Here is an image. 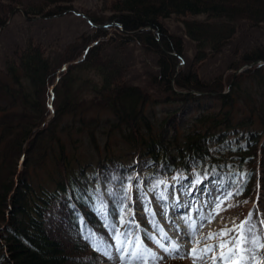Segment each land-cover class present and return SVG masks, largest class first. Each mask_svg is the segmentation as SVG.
Listing matches in <instances>:
<instances>
[{
	"label": "trees",
	"instance_id": "trees-1",
	"mask_svg": "<svg viewBox=\"0 0 264 264\" xmlns=\"http://www.w3.org/2000/svg\"><path fill=\"white\" fill-rule=\"evenodd\" d=\"M0 1V28L15 7L26 18L47 20L72 10L73 2ZM100 11L85 13L100 25L94 36L82 37L56 62L38 43L17 47L5 62L0 264H100L89 233L112 234L115 225L148 235L147 221L141 229L129 223L131 186L147 189L164 176L192 172L232 193L240 189L233 207L257 200L261 212L250 214L256 233H264V64H256L264 50L238 58L233 44L243 28H264V0H116ZM171 19L182 24V35L169 31ZM111 25L118 33L108 36ZM187 40L195 48L190 62ZM129 43L157 56L159 70L146 74L143 87L127 85V65L106 52ZM221 53L236 56L233 73L202 79L198 65ZM81 72L100 80L78 85ZM84 91L92 95L83 111ZM90 108L99 111L86 114Z\"/></svg>",
	"mask_w": 264,
	"mask_h": 264
},
{
	"label": "rangeland",
	"instance_id": "rangeland-1",
	"mask_svg": "<svg viewBox=\"0 0 264 264\" xmlns=\"http://www.w3.org/2000/svg\"><path fill=\"white\" fill-rule=\"evenodd\" d=\"M115 1L116 0H73V2H71L72 4L68 3V5L72 8V11H78L83 14L96 13L99 15L104 5L110 7ZM1 3L0 1V4ZM112 13L111 11H106L103 15L109 18ZM7 18L8 21L6 25L0 28V79L5 78L3 68L5 67L7 58H10L18 48H23L28 43H38L43 46L46 55L50 56L51 61L56 62L57 58L63 54H69L68 49L72 44L80 43L82 37L85 35H93L95 28L100 26L95 24L91 18L88 17L93 22V24L90 25L87 19L73 13H67L65 16L47 20L38 17L26 18L19 7L7 11ZM197 18L203 19V16ZM173 19L166 21L169 31L182 35V24L172 21ZM111 26L109 30L111 34L109 33L108 36L118 33V27L115 25ZM233 44H235V46H240L239 50L236 52L238 58H240V55L251 52L254 49L261 48L264 50V28H243L237 35V41ZM185 49L186 59L188 62L191 60L193 61L195 48L191 41H186ZM227 50L229 51L230 49ZM86 52L82 57L86 55ZM106 52H109L108 55L110 57H119V59L127 65L124 80L127 85L131 84L133 86L143 87L147 82L146 74L159 70L157 56L153 52H144L133 43L126 44L122 49L111 48L110 51L107 50ZM236 56L221 53L209 57V59L198 65V70L202 79L209 80L220 74L229 75L233 73L234 70H229V67L230 62L233 61ZM82 57L78 59L81 60ZM184 62H182L179 67L184 65ZM69 66L70 65H68L67 68ZM241 70L242 68L237 70L236 74H239ZM63 71L64 70L61 69L57 77H59ZM87 78L94 82L100 80L94 73L81 72L78 74L77 84L82 85L80 83ZM174 89L177 90L176 88ZM87 92L88 91L83 92L84 98L81 108L83 111L87 105L86 103H88L90 99H85V97L92 95H86ZM177 93L186 94L185 91L179 90H177ZM50 94L49 101L51 102L53 99V89L50 90ZM89 110L88 112L85 111L86 114L90 113L96 115V111H99L96 108H90ZM107 114L106 112H101L98 115L105 118ZM196 176L199 180L194 179L192 175L190 176L192 178V186L189 185L184 176L176 177L171 182H169L167 176H164L155 186L148 187L147 189H143L142 185L139 187L131 186L130 193H134L133 206L135 220L133 222L137 223V225H142L141 219H145L147 224H152V226L154 223L158 224L172 240L179 242L183 250H191L194 247L192 240L193 233H195L194 238L197 242L195 247L199 250L225 242L229 239V236H224L221 239H206L210 234H216L222 230L239 226L241 222L249 217L251 209H256L258 212H261V207L257 200L247 202L244 207H233L231 201L227 199V194H229L230 191L218 187L220 184L217 181H210L211 178L207 175L203 177L199 175ZM196 176L194 177L196 178ZM194 188H200L201 191H204V194L201 191H194ZM160 193L165 194L164 199L159 198ZM222 199L224 200V203L221 205L222 210L219 211L218 214L213 215L216 204ZM153 229L149 231V235L158 237L159 233L157 229ZM149 235L143 238L142 235L137 237L142 238L143 242L148 247L163 257L161 264H194L191 257L184 259L169 258L152 240L148 239ZM230 235L238 238L235 232L230 233ZM96 236L113 242V236L109 232H101ZM133 238H135V236H133ZM225 251H227V249H225ZM257 251L264 252V249H257ZM99 253L102 257V262H100V264H122L119 253L115 248L112 249L111 259L101 252ZM218 256L219 251L216 253H209L207 259H204L202 262L197 260L196 264H212L213 258ZM255 260L259 261L260 264H264V261H260L259 256H257ZM217 264H219L218 260ZM231 264H240V262L236 259L233 260Z\"/></svg>",
	"mask_w": 264,
	"mask_h": 264
},
{
	"label": "snow or ice",
	"instance_id": "snow-or-ice-1",
	"mask_svg": "<svg viewBox=\"0 0 264 264\" xmlns=\"http://www.w3.org/2000/svg\"><path fill=\"white\" fill-rule=\"evenodd\" d=\"M240 189H236L235 193L227 194V199H231L232 195H239ZM165 194L160 193L159 198L164 199ZM124 199H128L127 192L124 194ZM224 200H220L216 204V209L213 215L221 211V205ZM226 210V209H223ZM154 215L153 213H150ZM132 223L131 221L129 222ZM264 225V220L260 221ZM110 230L113 236V242H109L102 237L94 236L89 233V240L94 249L102 254L112 258V249L119 253V258L122 264H161L163 257L158 255L156 251L148 247L140 237L133 238V233L125 231L123 233L116 229L115 225H110ZM138 227V225H136ZM153 227L157 229L159 236L149 235L148 239L152 240L157 247L166 253L169 258H189L191 257L196 264V261H203L207 259L209 253H216L219 251V256L214 257L212 264H231L233 260L238 259L240 264H260L256 261L257 256L260 261H264V252H258L257 249H264V233H256V225L252 222V216L249 215L245 221L241 222L239 226H234L232 229H225L216 234H210L206 239H221L224 236H229L225 242L212 245L206 248L197 250L195 244L197 243L193 233L192 243L194 247L191 250H183L178 241L172 240L171 237L156 223ZM235 232L238 238L232 237L230 233ZM227 249V251H225Z\"/></svg>",
	"mask_w": 264,
	"mask_h": 264
},
{
	"label": "water",
	"instance_id": "water-1",
	"mask_svg": "<svg viewBox=\"0 0 264 264\" xmlns=\"http://www.w3.org/2000/svg\"><path fill=\"white\" fill-rule=\"evenodd\" d=\"M74 13H76V14H79V15H82L81 13H79V12H77V11H73ZM68 13V11L67 12H65V13H63L61 16H63V15H65V14H67ZM84 16V15H83ZM86 17V16H85ZM91 22V21H90ZM92 23V22H91ZM77 62V61H76ZM264 63V61H258V62H256V64H263ZM69 64H66L64 67H63V69L64 68H67V66H68ZM253 64H251L250 66H252Z\"/></svg>",
	"mask_w": 264,
	"mask_h": 264
},
{
	"label": "bare ground",
	"instance_id": "bare-ground-1",
	"mask_svg": "<svg viewBox=\"0 0 264 264\" xmlns=\"http://www.w3.org/2000/svg\"><path fill=\"white\" fill-rule=\"evenodd\" d=\"M207 185V184H206Z\"/></svg>",
	"mask_w": 264,
	"mask_h": 264
}]
</instances>
